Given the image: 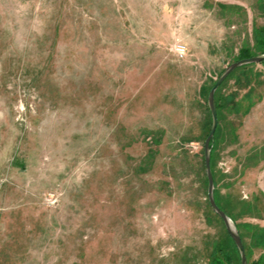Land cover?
Instances as JSON below:
<instances>
[{
	"label": "rangeland",
	"instance_id": "obj_1",
	"mask_svg": "<svg viewBox=\"0 0 264 264\" xmlns=\"http://www.w3.org/2000/svg\"><path fill=\"white\" fill-rule=\"evenodd\" d=\"M255 29L264 0H0V264H239L203 140L209 88L258 53ZM218 97L214 194L250 263L264 258V62Z\"/></svg>",
	"mask_w": 264,
	"mask_h": 264
},
{
	"label": "water",
	"instance_id": "obj_2",
	"mask_svg": "<svg viewBox=\"0 0 264 264\" xmlns=\"http://www.w3.org/2000/svg\"><path fill=\"white\" fill-rule=\"evenodd\" d=\"M262 60H264V52L254 54L249 57L239 58L235 61H232L231 63L226 65L222 69V71L218 74V76L215 78V81L210 87L207 93V97H206V103H207V106H208V109L211 115L210 128H209L207 135L205 136L203 140L204 170H205L206 179H207L206 196H207V200H208L210 207L222 219L226 231L228 232V234L234 241V244L239 253V258H240L239 264H248L245 250H244V245L241 240L239 230L236 227V224L234 223L232 218L217 205L214 199V180H213V174H212L211 165H210V147H209L210 140L212 139L214 135V132H215V129L218 123L214 94H215V90L217 89V87L228 76V74L232 72L235 68L241 65H244V64L260 62Z\"/></svg>",
	"mask_w": 264,
	"mask_h": 264
},
{
	"label": "trees",
	"instance_id": "obj_3",
	"mask_svg": "<svg viewBox=\"0 0 264 264\" xmlns=\"http://www.w3.org/2000/svg\"><path fill=\"white\" fill-rule=\"evenodd\" d=\"M254 40H255V46H254V48H255V52H258V53H262V52H264V37H263V35H262V33H261V31H259L258 29H255L254 30ZM252 55H254V52H251V53H248V54H242V56L240 57V58H242V57H249V56H252ZM261 62H264V60H262ZM245 65H247V64H244V65H241V66H245ZM241 66H239V67H241ZM239 67H237V68H239ZM237 68H235V69H237ZM234 69V70H235ZM231 73V72H230ZM229 73V74H230ZM228 74V75H229ZM227 78V77H226ZM225 80V79H224ZM223 80V81H224ZM215 81V80H214ZM214 81L212 82V84L214 83ZM222 81V82H223ZM212 84H211V86H212ZM222 84V83H221ZM220 84V85H221ZM220 85L217 87V89L215 90V94H214V97H215V103H216V111H217V118H218V121H219V118H220V108H221V102H220V98L218 97V92H219V88H220ZM210 86V87H211ZM210 89V88H209ZM223 104V103H222ZM208 108V107H207ZM208 111H209V109H208ZM209 115H210V112H209ZM210 123H211V115H210ZM209 128H210V125H209ZM217 129H218V124H217V126H216V129H215V132H214V135H213V137H212V139L210 140V143H209V147H210V165H211V170H212V174H213V180H214V183H215V170H214V167H213V157H212V149H213V143H214V140H215V133H216V131H217ZM209 131V130H208ZM208 133V132H207ZM207 133L205 134V136L207 135ZM203 164H204V160H203ZM205 176H206V174H205ZM206 181H207V179H206ZM214 189H215V185H214ZM214 199H215V202L217 203V205L222 209V210H224L226 213H227V211L224 209V207L216 200V196H215V194H214ZM216 214V213H215ZM230 217H232L231 216V214H229V213H227ZM216 216H218L219 217V215H217L216 214ZM220 218V217H219ZM220 220L222 221V219L220 218ZM222 223H223V221H222ZM224 225V224H223ZM236 227H237V225H236ZM227 232V231H226ZM240 233V232H239ZM227 235H228V237H229V239L231 240V242H232V245H233V247L235 248V250H236V252H237V254H238V256H239V253H238V250H237V248H236V246H235V244H234V241L232 240V238L230 237V235L228 234V232H227ZM240 236H241V234H240ZM241 240H242V236H241ZM243 242V241H242ZM240 259V258H239ZM223 260H224V263H230V255L228 254V253H226L224 256H223ZM219 263H223L222 261H221V259H220V257H218V256H215L212 260H211V262H210V264H219ZM264 263V258L263 259H260V260H256V261H252V262H250V263H248V264H263Z\"/></svg>",
	"mask_w": 264,
	"mask_h": 264
},
{
	"label": "crops",
	"instance_id": "obj_4",
	"mask_svg": "<svg viewBox=\"0 0 264 264\" xmlns=\"http://www.w3.org/2000/svg\"><path fill=\"white\" fill-rule=\"evenodd\" d=\"M205 89H206V83H202L200 86H199V90L201 91V92H203L204 93V91H205ZM213 157V156H212ZM213 161V167H214V169H215V164L217 163V164H221V163H224L223 161H218L217 162V160H216V163L214 162V160H212ZM229 170V167L227 166V170H225L226 172L225 173H227V172H229L228 171ZM215 183H216V181H215ZM214 183V185H216ZM216 187V186H215ZM230 186H228V188H229ZM229 193H231L230 191H224V194H226L227 196H229ZM224 201H226V202H228L227 200H224ZM224 201H221V204L222 203H224ZM225 202V203H226ZM224 207V209L226 210L227 208H225V206H223ZM227 211V213H229L230 214V212L228 211V210H226Z\"/></svg>",
	"mask_w": 264,
	"mask_h": 264
},
{
	"label": "built area",
	"instance_id": "obj_5",
	"mask_svg": "<svg viewBox=\"0 0 264 264\" xmlns=\"http://www.w3.org/2000/svg\"><path fill=\"white\" fill-rule=\"evenodd\" d=\"M175 51H176V54L179 56V57H183L184 54H185V51H186V48L183 44H180L178 43L175 47Z\"/></svg>",
	"mask_w": 264,
	"mask_h": 264
}]
</instances>
